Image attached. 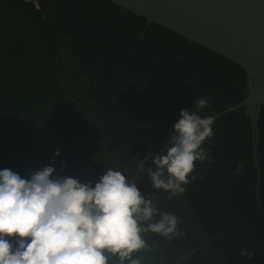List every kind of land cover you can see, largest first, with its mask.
Here are the masks:
<instances>
[{
  "label": "trees",
  "instance_id": "16d2710c",
  "mask_svg": "<svg viewBox=\"0 0 264 264\" xmlns=\"http://www.w3.org/2000/svg\"><path fill=\"white\" fill-rule=\"evenodd\" d=\"M38 2L0 0V170L28 179L51 166L52 178L93 187L108 169L121 171L158 209L152 222L175 214L182 233H142L140 264H264V105L259 170L241 108L214 118L202 144L211 159L195 162L185 193L169 198L146 172L182 110L207 99L198 114L214 117L246 97L245 71L107 0Z\"/></svg>",
  "mask_w": 264,
  "mask_h": 264
},
{
  "label": "clouds",
  "instance_id": "9594fccd",
  "mask_svg": "<svg viewBox=\"0 0 264 264\" xmlns=\"http://www.w3.org/2000/svg\"><path fill=\"white\" fill-rule=\"evenodd\" d=\"M194 103L180 112L166 153L153 156L155 170H146L152 186L169 192V198L185 193L196 179L191 175L196 161L211 159L202 144L213 137L215 119L198 114L209 106L207 99ZM138 167L145 171L143 164ZM242 168L237 165V172ZM54 171L46 166L25 179L0 170V264H109L113 257L118 264H140L133 253L149 249L142 233L166 240L182 235L175 214L152 222L158 209L121 171L108 169L94 187L71 177L52 178Z\"/></svg>",
  "mask_w": 264,
  "mask_h": 264
},
{
  "label": "water",
  "instance_id": "95a60500",
  "mask_svg": "<svg viewBox=\"0 0 264 264\" xmlns=\"http://www.w3.org/2000/svg\"><path fill=\"white\" fill-rule=\"evenodd\" d=\"M107 1L240 66L247 75V95L214 118L246 110L257 149L258 120L264 105V0Z\"/></svg>",
  "mask_w": 264,
  "mask_h": 264
},
{
  "label": "flooded vegetation",
  "instance_id": "af4514ba",
  "mask_svg": "<svg viewBox=\"0 0 264 264\" xmlns=\"http://www.w3.org/2000/svg\"><path fill=\"white\" fill-rule=\"evenodd\" d=\"M240 97H241V95H240ZM238 98H239V96H238ZM261 111H262V109H261ZM245 113L248 115V113L245 111ZM260 114H261V112H260ZM249 119V118H248ZM259 119H260V116H259ZM258 122H259V120H258ZM250 124H251V122H250ZM175 134V133H174ZM173 134V135H174ZM251 135H252V137H254L253 136V130H252V126H251ZM258 137H259V133H258ZM253 143H254V139H253ZM168 144L170 145V140H168ZM254 147V146H253ZM258 148V147H257ZM254 149H255V147H254ZM254 158H255V160H254V164H255V166L257 167V170H259V167H258V158H257V156H256V150L254 151ZM144 163V161H140V164H143ZM138 171L139 170H136V174H135V177H137L138 176ZM259 174V173H258ZM255 177H256V179H257V182L259 183V181H260V176L258 175L257 176V174L255 175ZM258 194H257V196H256V202H258L259 200H260V196H259V192H257ZM191 254H193V252L192 253H187V254H184V255H182L181 257H180V262L181 263H183V262H186V260L190 257V255Z\"/></svg>",
  "mask_w": 264,
  "mask_h": 264
},
{
  "label": "built area",
  "instance_id": "2783aa9c",
  "mask_svg": "<svg viewBox=\"0 0 264 264\" xmlns=\"http://www.w3.org/2000/svg\"><path fill=\"white\" fill-rule=\"evenodd\" d=\"M27 1L32 3L36 8H39V6H40L38 0H27Z\"/></svg>",
  "mask_w": 264,
  "mask_h": 264
}]
</instances>
